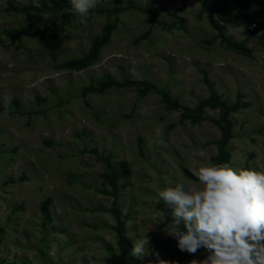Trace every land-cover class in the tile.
Returning a JSON list of instances; mask_svg holds the SVG:
<instances>
[{
    "label": "rangeland",
    "instance_id": "374dc122",
    "mask_svg": "<svg viewBox=\"0 0 264 264\" xmlns=\"http://www.w3.org/2000/svg\"><path fill=\"white\" fill-rule=\"evenodd\" d=\"M258 1L241 13L234 0H99L87 24H62L67 9L40 13L15 9L33 0H0V264H122L109 165L124 167L116 182L124 259L155 264L166 255L177 240L164 230L158 192L198 184L194 171L217 151L219 110L200 106L205 79L226 105L246 104L227 116V164L264 169ZM108 23V40L86 67L62 66L85 55ZM219 32L250 54L228 49ZM105 79L131 84L84 90ZM140 81L152 85L144 95L133 84ZM144 234L149 254L140 259L132 248ZM207 255L200 248L179 264Z\"/></svg>",
    "mask_w": 264,
    "mask_h": 264
},
{
    "label": "clouds",
    "instance_id": "9594fccd",
    "mask_svg": "<svg viewBox=\"0 0 264 264\" xmlns=\"http://www.w3.org/2000/svg\"><path fill=\"white\" fill-rule=\"evenodd\" d=\"M70 3L78 22L87 24L99 0ZM33 6L40 8V0H33ZM156 136L157 143L166 147L162 129L156 130ZM194 175L198 184L178 182L158 192L171 210L172 221L164 230L177 240V247L191 254L206 249L207 258L198 264H264V169L207 164ZM149 243L146 234L135 237L132 255L143 259L149 254Z\"/></svg>",
    "mask_w": 264,
    "mask_h": 264
},
{
    "label": "trees",
    "instance_id": "16d2710c",
    "mask_svg": "<svg viewBox=\"0 0 264 264\" xmlns=\"http://www.w3.org/2000/svg\"><path fill=\"white\" fill-rule=\"evenodd\" d=\"M239 8V11L241 13H245L246 8L248 7L250 2H254L256 4H261L258 0H234ZM41 7L36 8L33 6V2L29 3L28 6L26 7H18L15 9L22 10V9H30V10H35L40 13H48V14H54L56 12H60L63 9H67L70 12L65 15V17L62 19L61 23L66 24L74 19H77L78 17L74 16L71 10V3L70 0H40ZM49 3L52 4V7L49 8L48 5ZM224 8V7H223ZM211 24L216 27V23L211 20ZM42 25V24H41ZM114 25L112 23H108L105 26H103L102 30L97 33L94 38L91 41L90 47L88 52L83 55L80 58L76 59H71L66 61L65 63L62 64L63 67L69 70H74V69H82L87 66V64L97 56L98 51L101 46H103L110 35V31L113 29ZM219 37L221 43H223L228 49H231L235 52L241 53L243 55H249L250 50L245 46L244 43L233 41L227 37H225L222 33L219 32ZM205 83L208 87L209 91V96L201 101L200 106H207L209 108H215L219 110V119L216 122L219 127L220 131V137L219 139L215 142L216 144V154L212 158L213 164H223L227 163L229 160V152L226 149V144L230 138L231 135V130L232 129V123L228 119V114L230 111H235L241 107H244L246 104H240L238 100H236L233 104L231 105H226L224 102L220 100V98L214 93V90L212 89V84L209 83L205 79ZM126 84H131L130 82H122L118 83L112 79H105L101 82H99L98 85H93L90 84L89 86L85 87L84 90L86 91H103L106 88L112 87V86H122ZM133 84H138L141 85L140 88V94L144 95L149 88L152 87V85L147 82V81H140V82H135ZM110 172L105 175V181L112 190V207H111V213L113 214L116 222V231H117V238H118V245H119V251H120V256L119 259L122 264H128L126 260L124 259V254L127 250V239L124 235V223L120 218V211L118 210L116 206V182L117 178L120 174V172L124 169L123 165L121 166H113L109 165ZM246 169V168H243ZM186 175L191 177V175L185 170ZM48 205V200H44L41 203V209L43 211L46 210ZM159 209L162 212L165 221V224H169L172 221L171 217V210L168 208V206L163 202V200H160L158 203ZM181 229L184 230L183 224H181ZM166 255L160 257L155 264H179L180 260L184 257L190 256L191 253H188L186 251H181L178 247L177 244L173 246H167L166 248Z\"/></svg>",
    "mask_w": 264,
    "mask_h": 264
},
{
    "label": "bare ground",
    "instance_id": "6f19581e",
    "mask_svg": "<svg viewBox=\"0 0 264 264\" xmlns=\"http://www.w3.org/2000/svg\"><path fill=\"white\" fill-rule=\"evenodd\" d=\"M138 125V124H137ZM114 127V126H113ZM31 153V152H30Z\"/></svg>",
    "mask_w": 264,
    "mask_h": 264
}]
</instances>
